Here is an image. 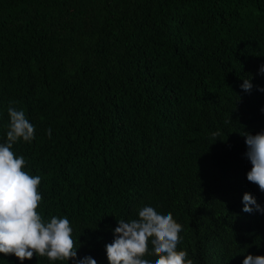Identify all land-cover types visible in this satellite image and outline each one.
I'll return each mask as SVG.
<instances>
[{
  "label": "trees",
  "instance_id": "obj_1",
  "mask_svg": "<svg viewBox=\"0 0 264 264\" xmlns=\"http://www.w3.org/2000/svg\"><path fill=\"white\" fill-rule=\"evenodd\" d=\"M261 65L264 0H0V142L11 103L36 128L13 150L42 178L37 210L70 219L78 257L108 264L117 220L151 202L195 264H242L264 255V214L242 210L264 191L238 159L264 131V93L240 87L264 86Z\"/></svg>",
  "mask_w": 264,
  "mask_h": 264
},
{
  "label": "clouds",
  "instance_id": "obj_2",
  "mask_svg": "<svg viewBox=\"0 0 264 264\" xmlns=\"http://www.w3.org/2000/svg\"><path fill=\"white\" fill-rule=\"evenodd\" d=\"M258 74L264 76V65ZM240 87L245 93H251L254 87L264 93V86L254 85L251 77L244 78ZM7 113L10 119L6 139L0 142V253L14 255L20 264L34 254L53 262L98 264L91 255L78 257L81 245L74 238V226L67 216L46 218L37 210L43 200L39 191L42 178L26 170L25 157L13 150L20 141L31 143L36 128L23 109L10 103ZM47 135L51 138V128ZM243 136L247 151L238 159L242 165L245 161L244 166L252 165L247 180L264 191V131L245 132ZM242 203L244 212L264 214V206L251 193L243 194ZM183 231L171 211L146 202L139 207L137 218L117 220L113 240L105 245L108 264H195L187 249L179 247ZM242 264H264V255L247 254Z\"/></svg>",
  "mask_w": 264,
  "mask_h": 264
}]
</instances>
